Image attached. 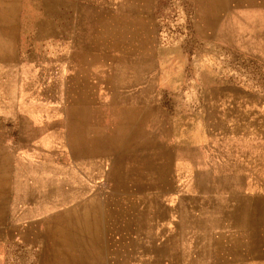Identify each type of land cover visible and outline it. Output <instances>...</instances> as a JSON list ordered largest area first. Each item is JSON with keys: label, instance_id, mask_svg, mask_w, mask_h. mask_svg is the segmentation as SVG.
<instances>
[{"label": "rangeland", "instance_id": "1", "mask_svg": "<svg viewBox=\"0 0 264 264\" xmlns=\"http://www.w3.org/2000/svg\"><path fill=\"white\" fill-rule=\"evenodd\" d=\"M19 1L0 0V59L8 56L2 38L6 33L5 17L17 12L15 4ZM254 1L22 0L23 6H19V10L23 8L27 11L26 15H35V32L39 37L53 32L65 34L70 27L69 16L77 14L79 18L76 21L84 37L82 48L88 49L100 44L101 39L103 45L109 44L105 41L109 31L104 32V38L95 40L98 35L95 26L100 21L105 24L99 17L109 18L110 10H119L118 14L124 15L132 12L148 15L155 30L151 46L156 49V54L146 58L104 54V77L115 72L107 66L110 64L133 68L119 71L120 81H116L119 84L113 79L109 83L103 77L102 86L93 88L104 94V102L98 104V108L103 105L105 122L111 124L112 115L116 121L112 134H104L98 140L87 137L88 155H117L111 163L106 157H98L94 163L83 162L71 156L65 145L68 136H83L86 103L96 99L85 81L78 80L75 86L64 88L65 95L71 96L74 102H69L68 98L65 101L63 86L61 93L57 92L59 88L53 83L46 86L48 81H53L48 74L38 83L34 80L32 89L25 96H21L18 85L15 89L9 86L0 88V264H78L73 259L69 260L65 243L70 238L67 229L83 225L79 223V215L52 217L60 230L50 232V254L43 247L41 236L36 235L43 233L40 222L34 230L31 228V222L40 221L48 214L65 208H51L53 204L60 203L62 196L52 194L47 198L45 190L48 182L56 185L67 180L65 187L68 188L69 182L72 185L79 178L95 190L94 185L97 186L104 175L143 181L157 174L159 166L147 163L143 160L144 153L140 152L148 144L142 130L149 116L153 117V122L154 116L160 121L163 112L172 118V122H183L184 128L194 122L193 129L191 126L190 129L198 135L201 155L207 157L210 154L213 157L215 154L217 166L232 161L242 165L247 163L242 167V174L247 179L242 184L246 188L242 189L243 194H247L250 188L258 190L255 191L258 196L236 198L232 195L225 201L229 206H236V211L241 214L235 216L232 226L237 229L236 232L230 235V230H222L226 236L222 233L221 240L216 241L220 238L219 229H213L212 236L208 231L209 219L215 215L200 214V229L193 231L197 246L186 247V253L192 250L194 254L198 252L200 264H209V255H216L220 262H223L221 259L225 261L211 264H264V166L261 168L258 161L263 159L264 165V134L260 135L264 133V13L256 6L244 5ZM53 16L67 19L64 27L53 29L49 19ZM112 44L117 46L114 40ZM47 45L45 40L43 46ZM84 56H79L81 62H85ZM96 60V57L92 59L93 62ZM145 63L151 64L150 69L144 70ZM25 81L30 83L31 79ZM92 82L95 81L92 79ZM21 99H24L23 102ZM141 99L145 102L133 101ZM64 113L72 128L68 136L63 127ZM211 113H214L217 122L216 130L208 125ZM236 126L246 130L241 129L239 133ZM33 128L34 134L31 135ZM21 130L24 132L21 133ZM209 130L215 131V145H207ZM244 134L255 138L254 142H234ZM25 137H29L26 142L22 141ZM257 141L263 142L261 150ZM5 153H9L10 157L8 165L3 168L1 156ZM16 184L21 188L19 191H15ZM138 188L143 190L144 183H139ZM222 189L229 190L230 186L225 185ZM28 193H33L31 199L21 198ZM90 202L95 200L89 199L86 226L110 223L113 202L99 200L97 209ZM208 202L209 199H200L201 210L207 212ZM218 202H214L216 206H220ZM101 209L105 211L102 213ZM142 222L143 219L138 224ZM27 231L31 232L25 236ZM154 233L157 242H160L163 237L161 232ZM140 238L142 236L137 237ZM240 243L242 247L238 246Z\"/></svg>", "mask_w": 264, "mask_h": 264}, {"label": "crops", "instance_id": "2", "mask_svg": "<svg viewBox=\"0 0 264 264\" xmlns=\"http://www.w3.org/2000/svg\"><path fill=\"white\" fill-rule=\"evenodd\" d=\"M5 5L9 6L6 2ZM244 5L256 6L264 13V0H256ZM15 6L18 7L17 12L10 13L5 17L6 33L2 38L7 47L8 56L5 59H0V64L5 63V65H0L1 90L8 86L15 89V85H18L21 87H19L21 96H25L32 89L34 80L38 83L48 74L53 81H48L46 86L53 83L59 88L57 92L60 93L63 86L62 92H64L65 101L68 98L69 102H74L71 96L65 95L64 88L75 86V82L78 80L85 81L89 91L94 94L92 97L96 99L94 101L89 99L90 101L86 103L87 113L84 117L85 133L83 136L82 134L79 137L68 136L72 129L71 123L68 121L67 114H63L65 123L63 127L68 136L65 145L68 146L71 156L77 157L83 162L94 163L98 157H106L110 163L113 162L117 155L101 154L93 157L88 155V138L98 140L104 134H112L116 121L115 116L112 115L111 124L105 122L103 105L98 108V104L104 102V94L101 90L93 88L102 86L104 78L109 83L112 79L113 82H119L120 70H133L131 66L110 64L107 66L112 67L115 72L104 77V54L107 56L120 54L133 58H146V56L151 57L156 54V49L151 46L152 39L155 38V30L151 27L150 17L135 12L128 15L118 14L119 10H110L109 18L99 17L105 24L100 21L99 25L95 26L98 30L95 40L104 38V32L109 31V36L105 39L109 44L103 45L101 39L100 44L88 49L87 47L82 48L84 37L81 26L76 21L79 18L77 14L69 16L70 27L65 30V34L53 32L46 37H39L35 32V15H26L27 11L23 8L19 10V6H23L22 0L16 2ZM114 11L117 12V16ZM49 19L53 24V29L64 27L63 23L67 20L55 16ZM45 40L48 41L47 46H43ZM113 40L117 46L112 44ZM82 54L85 55V62H81L79 59ZM88 56L89 58H87ZM94 57L97 60L93 62ZM150 65L145 63L144 70L150 69ZM26 79H31V82H26ZM92 79L95 82H92ZM118 82L116 84H119ZM4 91L7 97L6 89ZM21 100L23 102L24 99ZM133 101L145 102L144 99ZM225 115L229 114L225 113ZM33 117L35 118V114ZM152 118V116L148 117L142 130L148 144L140 152L144 153L143 160L147 163H155L159 166L160 171L158 170L157 174L148 176L143 181L121 180L104 175L103 179L98 181L97 186L94 185L95 190L79 178L73 181L72 185L69 182L68 188L65 187L67 180L59 181L56 185L48 182L45 190L47 198L52 194L62 196L60 203L53 204L51 208L58 206H65V208L48 214L40 221L31 222V228L34 230V227L40 222L39 225H42L43 233L36 235L41 236L43 247L49 254L52 251L49 244L51 241L50 232L60 230L57 224L52 221L54 215H79V223L83 225L80 228L71 226L67 229L70 238L67 239V244L65 243V253L69 260L73 259L78 264H200L201 257L198 252L194 254L192 250L191 253H186L185 248L197 246L196 233L193 234V231L196 232L200 229L199 216L203 213L215 215L214 218L209 219L208 231L211 236L214 232L213 229L221 231L220 238H216V241L221 240L223 234L226 236L223 231L227 232V229L231 231L230 235L236 232L237 229L232 226L235 223V216H240V212L236 211V206H229L225 201L232 195H235L236 198L246 195L258 196V192H255L258 190H252V188L247 194H243L242 189L245 187L242 184L246 183L247 179L242 174V167L247 163L242 165L232 161L229 164L223 163L217 166L215 154L213 157H210V154L207 157L201 155L198 135L190 129V126L193 129L194 122L184 128L183 122L178 123V120L172 122V118L164 112L161 113L160 121L154 116L155 121L153 122ZM189 119L194 120L196 117ZM220 124L222 125V123ZM208 125L213 126V130H216L217 122L214 113L209 114ZM238 128L239 133H241V129H245L242 126L241 128L235 127V129ZM34 129L31 130V135L34 134ZM106 129L109 130L106 131ZM23 132L24 130H21V133ZM244 136H238L239 139L234 142L238 141L239 144H243L245 141L253 143L255 140L253 137H247V134ZM28 138H22V141L26 142ZM231 141L232 139L229 140V143ZM215 142V131L210 132L209 130L207 145H215ZM257 142L256 144H259L261 150L263 142ZM78 146L79 149H77ZM9 157V153L1 156L3 168L8 165ZM258 161L260 167L263 168V159ZM139 183H144L143 190L138 188ZM225 185L230 186V189L223 190L222 187ZM20 189L16 184L15 191ZM89 189L93 192L90 191L92 192L90 193ZM201 192H203L202 196ZM32 196L33 193H28L21 198L29 200ZM201 198L209 199L207 212L200 208ZM89 199L95 200V202H90V205H96L95 209L98 208L99 200L113 202L110 223H105V226L96 224L86 226ZM214 202H218L220 206H216ZM133 204L136 205V208ZM103 211L105 209L100 210L102 213ZM141 219L144 222L138 224ZM157 231H160L163 236L160 242L156 240L157 235L153 234ZM29 232L31 231L25 232V236ZM36 235H34L35 239ZM138 236H142V238L137 239ZM238 246L242 247V244L240 243ZM208 260L209 264L225 263L223 259H221L223 262L218 261L216 255H209Z\"/></svg>", "mask_w": 264, "mask_h": 264}, {"label": "bare ground", "instance_id": "3", "mask_svg": "<svg viewBox=\"0 0 264 264\" xmlns=\"http://www.w3.org/2000/svg\"><path fill=\"white\" fill-rule=\"evenodd\" d=\"M106 45V44H105Z\"/></svg>", "mask_w": 264, "mask_h": 264}]
</instances>
